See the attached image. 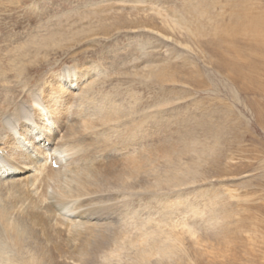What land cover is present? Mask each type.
I'll list each match as a JSON object with an SVG mask.
<instances>
[{
    "label": "rangeland",
    "instance_id": "1",
    "mask_svg": "<svg viewBox=\"0 0 264 264\" xmlns=\"http://www.w3.org/2000/svg\"><path fill=\"white\" fill-rule=\"evenodd\" d=\"M83 66L98 69L91 96L100 103L116 98L129 113L135 106L145 111L140 139L160 148L165 182L142 203L144 217L150 211L163 218L173 253L147 264H264V0H0V113L14 121L18 102L37 108L32 91L39 95L56 74L75 79L67 73ZM53 125L57 142L63 134ZM12 126L18 145L20 126ZM1 130L0 141L7 136ZM72 208L61 215L79 220ZM95 217L88 215L91 223ZM0 247L12 255L1 236ZM132 253H102L90 263L139 264ZM54 258L52 264H77L57 252Z\"/></svg>",
    "mask_w": 264,
    "mask_h": 264
},
{
    "label": "bare ground",
    "instance_id": "2",
    "mask_svg": "<svg viewBox=\"0 0 264 264\" xmlns=\"http://www.w3.org/2000/svg\"><path fill=\"white\" fill-rule=\"evenodd\" d=\"M94 68L97 69L83 66L69 70L67 74L72 72L74 76L75 72V79L60 80L62 76L56 74L47 84H42L40 96L36 88L30 93L29 98L37 107L34 111L21 101L15 105L14 121L5 116L6 110V114L0 113L1 132L7 130V136L0 141V151L8 157V165L0 167V177L20 175L13 181L0 182V236L13 251L12 255L4 256L0 247V261L5 264H52L55 252L74 258L77 264H88L102 253L110 259L125 250L137 255V263L147 264L153 257L173 253L172 243L165 241L167 231L161 215L152 216L149 211V216L144 217L147 205L142 201L148 199L149 190H162L165 182L157 170L161 162L159 145L148 147L140 139L145 138L147 129L145 111L135 106L129 113L124 106L116 104V98H102L100 103L95 95L92 97L98 84L92 73ZM26 79L24 75L22 82ZM76 82L77 93L71 89ZM67 83L70 87L66 88ZM136 113L141 114L139 122L135 121ZM11 124L20 126L15 127L19 132H16L18 145ZM53 124L63 134L57 142ZM135 140H141V147L132 151L130 146ZM120 143L124 147L118 148ZM69 147L73 159L77 158L74 162H67L62 153ZM54 161L61 166L54 167ZM30 172L32 176H27ZM167 181L171 187L178 186L173 178ZM72 206V210H79V220L61 215V211ZM88 215L97 216L96 223H91ZM108 219L112 224L101 223ZM174 233L170 231L167 236L173 242Z\"/></svg>",
    "mask_w": 264,
    "mask_h": 264
}]
</instances>
